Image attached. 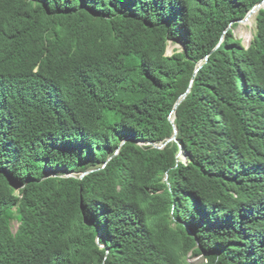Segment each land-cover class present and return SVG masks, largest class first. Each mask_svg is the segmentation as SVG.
<instances>
[{"label": "trees", "instance_id": "1", "mask_svg": "<svg viewBox=\"0 0 264 264\" xmlns=\"http://www.w3.org/2000/svg\"><path fill=\"white\" fill-rule=\"evenodd\" d=\"M263 1L0 0V264H264Z\"/></svg>", "mask_w": 264, "mask_h": 264}, {"label": "rangeland", "instance_id": "2", "mask_svg": "<svg viewBox=\"0 0 264 264\" xmlns=\"http://www.w3.org/2000/svg\"><path fill=\"white\" fill-rule=\"evenodd\" d=\"M264 7V6H263ZM257 14L254 15L252 23L245 24L243 21H240L234 28V36L239 39L245 47L250 46L255 34L257 33ZM184 49L183 45L179 41L170 40L167 46V55H172L177 50L182 51ZM60 172V170H59ZM49 174H52L49 172ZM14 232L17 231L20 223L18 220H14L13 223ZM204 261L203 255H195L189 253L187 256L188 264H201Z\"/></svg>", "mask_w": 264, "mask_h": 264}, {"label": "water", "instance_id": "3", "mask_svg": "<svg viewBox=\"0 0 264 264\" xmlns=\"http://www.w3.org/2000/svg\"><path fill=\"white\" fill-rule=\"evenodd\" d=\"M264 6V1L263 2H261V3H259L258 5H256L249 13H248V15H247V17H249L253 12H254V10L257 8V7H260V8H262ZM260 8H259V10H260ZM247 17L245 18V19H247ZM245 19H242V20H239V22L240 21H244ZM200 69V67L198 68V70ZM197 70V71H198ZM196 71V72H197ZM191 87H192V84L190 85V88L188 89V91L183 95V98L184 97H186L187 95H188V93L190 92V90H191ZM180 102H181V99L177 102V104H176V106H175V109L174 110H176V108H177V106L180 104ZM172 121L174 122L175 121V118H172ZM177 136H178V130H177V128L175 129V134H174V136L173 137H171L170 139H169V141H171V140H174V139H177ZM166 144V143H165ZM165 144H163L162 146H159L158 144H155V146H157V147H163V146H165Z\"/></svg>", "mask_w": 264, "mask_h": 264}, {"label": "bare ground", "instance_id": "4", "mask_svg": "<svg viewBox=\"0 0 264 264\" xmlns=\"http://www.w3.org/2000/svg\"><path fill=\"white\" fill-rule=\"evenodd\" d=\"M259 8H260V7H257V8L254 10V12H253L249 17H247V19H245V20L243 21V23H245V24L252 23L253 17H254L255 14H257V12L259 11Z\"/></svg>", "mask_w": 264, "mask_h": 264}, {"label": "clouds", "instance_id": "5", "mask_svg": "<svg viewBox=\"0 0 264 264\" xmlns=\"http://www.w3.org/2000/svg\"><path fill=\"white\" fill-rule=\"evenodd\" d=\"M159 145V144H158ZM159 146H162V145H159Z\"/></svg>", "mask_w": 264, "mask_h": 264}]
</instances>
